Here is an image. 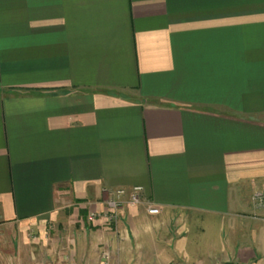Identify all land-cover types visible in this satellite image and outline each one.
Returning a JSON list of instances; mask_svg holds the SVG:
<instances>
[{
	"label": "crops",
	"instance_id": "1",
	"mask_svg": "<svg viewBox=\"0 0 264 264\" xmlns=\"http://www.w3.org/2000/svg\"><path fill=\"white\" fill-rule=\"evenodd\" d=\"M256 199L264 0H0V264H264Z\"/></svg>",
	"mask_w": 264,
	"mask_h": 264
},
{
	"label": "built area",
	"instance_id": "2",
	"mask_svg": "<svg viewBox=\"0 0 264 264\" xmlns=\"http://www.w3.org/2000/svg\"><path fill=\"white\" fill-rule=\"evenodd\" d=\"M142 189L135 188L132 192L127 193L125 190H117L111 193V198L107 202L109 212L106 216L100 214H92L90 219L105 218L109 224H115L118 220L119 212L125 207L135 208L142 204ZM127 198V199H125ZM148 213L151 216H158L161 210L158 207H149ZM101 264H111V254L104 252L101 256Z\"/></svg>",
	"mask_w": 264,
	"mask_h": 264
},
{
	"label": "rangeland",
	"instance_id": "3",
	"mask_svg": "<svg viewBox=\"0 0 264 264\" xmlns=\"http://www.w3.org/2000/svg\"><path fill=\"white\" fill-rule=\"evenodd\" d=\"M259 199H256V204H258V205H261V204H264V201H258ZM97 220V219H96ZM95 222V220H92V219H90V217L88 218V220H87V222H86V224H87V226L89 227V226H91V227H93V224H95L94 223ZM109 224V223H108ZM109 225H112V224H109ZM64 237V235L63 236H61V238H63ZM104 252H108V251H103L102 252V254L104 253ZM108 253H110V252H108ZM102 256V255H101Z\"/></svg>",
	"mask_w": 264,
	"mask_h": 264
}]
</instances>
